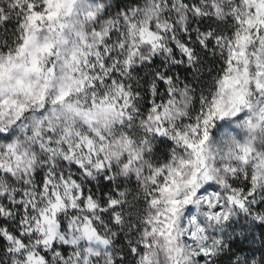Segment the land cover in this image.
<instances>
[{
  "label": "snow or ice",
  "instance_id": "obj_1",
  "mask_svg": "<svg viewBox=\"0 0 264 264\" xmlns=\"http://www.w3.org/2000/svg\"><path fill=\"white\" fill-rule=\"evenodd\" d=\"M257 228L264 0H0V264H264Z\"/></svg>",
  "mask_w": 264,
  "mask_h": 264
},
{
  "label": "rangeland",
  "instance_id": "obj_2",
  "mask_svg": "<svg viewBox=\"0 0 264 264\" xmlns=\"http://www.w3.org/2000/svg\"><path fill=\"white\" fill-rule=\"evenodd\" d=\"M128 2H131V0H128ZM142 3V0H141ZM11 27V26H9ZM208 52H202L201 56L204 58V54H207ZM177 55L179 56V53H177ZM160 60L159 58L157 59V64L159 65ZM205 68L206 67V63H203ZM173 72L177 73L180 75L181 80L187 82V81H191L192 80V73L191 70H186V65H179L176 66L175 68H173ZM140 77H144L145 74L143 71L140 72ZM214 75V73H209L207 71L204 72L203 74V79L205 80V82H207L208 80H210L211 76ZM141 91V94L143 97H145L142 100V105L147 107L150 103V98L147 96V91L145 86L143 85V80H141V88L139 89ZM161 93L164 92L163 87H161L160 89ZM98 190V188H97ZM264 231V229H259L257 228L255 230V241H252L251 239L249 240H245L243 237H239V238H235L232 241L233 244V248L232 251L236 252L239 256L243 257H248L249 259L253 258V250H257L255 251V258L259 259L260 257V250H261V232ZM225 264H228L227 260H225Z\"/></svg>",
  "mask_w": 264,
  "mask_h": 264
},
{
  "label": "trees",
  "instance_id": "obj_3",
  "mask_svg": "<svg viewBox=\"0 0 264 264\" xmlns=\"http://www.w3.org/2000/svg\"><path fill=\"white\" fill-rule=\"evenodd\" d=\"M203 63H206V67H212L213 68V73L215 74L216 70L219 69L220 62L217 60L216 57H213L210 53L204 54V58L202 57ZM148 96V94H147ZM122 243H126V241H122Z\"/></svg>",
  "mask_w": 264,
  "mask_h": 264
}]
</instances>
